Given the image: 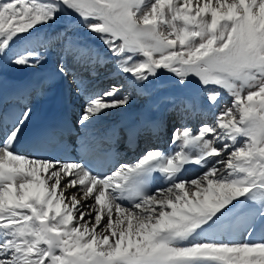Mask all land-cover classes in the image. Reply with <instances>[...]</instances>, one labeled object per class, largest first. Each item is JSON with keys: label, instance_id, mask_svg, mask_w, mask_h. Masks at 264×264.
<instances>
[{"label": "snow or ice", "instance_id": "6c2138e0", "mask_svg": "<svg viewBox=\"0 0 264 264\" xmlns=\"http://www.w3.org/2000/svg\"><path fill=\"white\" fill-rule=\"evenodd\" d=\"M57 25L42 46L59 45L54 77L86 97L81 151L118 136L91 130L136 96L158 92L151 107L179 126L167 153L99 172L18 154L31 108L0 123V264H264V0H0V60L40 66L47 57L30 43L14 49ZM109 63L121 83L102 91L75 70ZM65 131L30 145L42 151ZM193 166L202 171L188 178Z\"/></svg>", "mask_w": 264, "mask_h": 264}, {"label": "bare ground", "instance_id": "6f19581e", "mask_svg": "<svg viewBox=\"0 0 264 264\" xmlns=\"http://www.w3.org/2000/svg\"><path fill=\"white\" fill-rule=\"evenodd\" d=\"M60 26L57 25L56 27L52 29H47L39 34V39H34L31 42H22L14 51H19L21 50L24 46L30 43V46L33 45H39L40 42L42 44L44 43L45 40L50 39L55 35L57 31L60 30ZM90 43V42H88ZM99 43V42H98ZM100 46V45H99ZM53 48V55L51 56L53 59L47 58L40 66L36 68H27V67H19L14 64H12L10 61L8 63L9 65V70L8 74H21L23 72L28 73V78L33 81L37 77L40 76L41 73L47 72V71H53L55 70L52 69L50 66H52L50 63L53 64H58V62L61 60V53H60V48L59 45L56 44L55 42L52 45ZM44 50L46 51V48L39 50L44 55ZM105 51H103L104 53ZM7 60V59H6ZM5 71V70H4ZM28 83H30L28 81ZM66 83V89L68 90V96L70 98V105L73 108V111L75 115L78 117L80 111L79 107L84 105L86 97L83 95H78L74 89H75V84L74 82H67ZM112 83H117L120 84L121 81L119 78L115 76L114 71H112L111 74L107 75V77H99L95 78L94 80L90 81L86 87L88 88L89 91H102L103 89L109 87ZM70 84V86H69ZM109 85V86H107ZM150 91H153V89L150 88ZM170 94H178L175 91H172ZM159 100V93H157L154 97H151V100L146 99L145 97L141 96H136L134 103L124 112H118L117 114L107 118L105 121L101 122L99 125L96 126V128L93 129L95 134H101L103 132H106L108 129L112 128L117 124V122L124 117L131 116L134 120L135 125H141L145 123L146 121H158L162 122L160 118L163 120H167L168 118L172 117V113L166 111L165 106L161 105L159 111L154 110L151 105ZM151 108V109H150ZM168 117V118H167ZM163 123V122H162ZM177 127L179 125H176ZM193 127H196V123H193ZM144 133V131L141 132V135ZM171 133V132H170ZM170 133L168 135V138L170 139ZM157 134H153L152 137H156ZM170 147V143L167 145V147L160 148V150H163L164 152H168ZM140 154V153H139ZM199 171L196 169L194 166L189 169V171L186 173V176L188 178H194ZM159 183V181H158ZM259 238V233L257 234V237H254V239ZM237 240H242L246 239V237H235Z\"/></svg>", "mask_w": 264, "mask_h": 264}, {"label": "rangeland", "instance_id": "374dc122", "mask_svg": "<svg viewBox=\"0 0 264 264\" xmlns=\"http://www.w3.org/2000/svg\"><path fill=\"white\" fill-rule=\"evenodd\" d=\"M60 27H62V25H59ZM89 42L91 43V44H96L95 46L98 48V49H100V47H98L99 45L100 46H102L103 47V45L102 44H100V42L98 41V40H95V41H93V40H89ZM99 42V43H98ZM110 55V54H109ZM8 63H9V60L7 59H3V60H0V67L2 68V69H5V71H7L8 72V70H9V65H8ZM51 65H55V67L57 66V64H53V63H50ZM102 71H97V73L99 74V75H101L100 77H103V75L105 76V77H107V75H109V74H111L112 73V71H114V69H113V66L109 63V64H107L103 69H101ZM80 74V73H79ZM81 76H82V74H80ZM99 78V77H98ZM67 79V78H66ZM68 82V81H67ZM70 82V81H69ZM107 86H109V85H107ZM157 88H159L160 86L159 85H157L156 86ZM153 91H154V89H153ZM158 92H156V93H154L153 95H152V97H154L156 94H157ZM223 106V105H222ZM81 109H82V106H80L79 107V111H81ZM256 239H258V238H256ZM237 240V239H236ZM239 241V240H238Z\"/></svg>", "mask_w": 264, "mask_h": 264}]
</instances>
